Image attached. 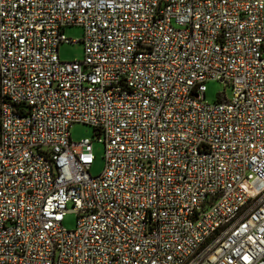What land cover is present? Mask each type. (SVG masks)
<instances>
[{"label":"built area","instance_id":"2783aa9c","mask_svg":"<svg viewBox=\"0 0 264 264\" xmlns=\"http://www.w3.org/2000/svg\"><path fill=\"white\" fill-rule=\"evenodd\" d=\"M0 264H264V0H0Z\"/></svg>","mask_w":264,"mask_h":264},{"label":"rangeland","instance_id":"374dc122","mask_svg":"<svg viewBox=\"0 0 264 264\" xmlns=\"http://www.w3.org/2000/svg\"><path fill=\"white\" fill-rule=\"evenodd\" d=\"M66 39L74 42H79L84 38V30L81 27H67L63 32ZM59 57L62 62H82L84 60V45L83 43L62 44L59 47ZM207 92L205 100L208 103H216L219 101L223 93L228 100L233 96L231 87H225L220 82H209L206 84ZM71 139L73 142H79L83 139H89L93 142V150L95 162L91 169L93 176H98L105 168V149L104 145L99 142L95 130L88 125L75 124L70 129ZM77 216L73 210V206H68V213L65 216L63 227L67 231H73L76 228Z\"/></svg>","mask_w":264,"mask_h":264}]
</instances>
